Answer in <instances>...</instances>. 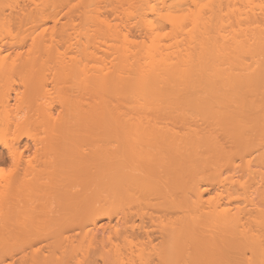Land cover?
I'll return each instance as SVG.
<instances>
[{"label":"bare ground","instance_id":"bare-ground-1","mask_svg":"<svg viewBox=\"0 0 264 264\" xmlns=\"http://www.w3.org/2000/svg\"><path fill=\"white\" fill-rule=\"evenodd\" d=\"M107 1L87 2L68 57L46 34L51 0H0V71L50 59L64 90L55 116L0 86V146L20 161L7 135L28 130L37 145L41 121L54 162L47 185L30 167L0 181V264H99L91 250L105 245L104 264H264V0H172L192 3L184 16L115 0L149 41L113 26ZM37 77L26 87L39 96ZM22 102L34 113L13 118ZM79 181L88 193L74 192Z\"/></svg>","mask_w":264,"mask_h":264},{"label":"rangeland","instance_id":"rangeland-1","mask_svg":"<svg viewBox=\"0 0 264 264\" xmlns=\"http://www.w3.org/2000/svg\"><path fill=\"white\" fill-rule=\"evenodd\" d=\"M88 1L89 0H87V1L86 0H51V2H50V4L52 5V9L50 10L52 18H51V20H49V23H48L49 30L46 34H48L49 36H50V34H51V36L53 34V38L55 40L54 43L57 46L56 49H58L59 52L62 53V55H63V53H66L68 55V57H70L69 56L70 52L75 50V49H73L75 47L71 46L72 45L71 43L75 44V42H77L76 40H79V39L81 40V38H82L81 37L82 36L81 35L82 29H85L86 25L88 23L87 19H86V14H85L87 11H86V8L84 9V7H86L85 5H87L89 3ZM156 1H157L156 5L158 4L159 9H161L164 5L165 6H172L173 5L174 7H172V8H173L174 14H176L178 12L181 14V16L182 15L184 16L185 14H189L188 12H190V10L194 9V7L192 6V3L188 2V1H185V2H187L189 4H185V5L183 4L180 6H177L176 3H178L181 0H179L178 2L175 1V4L172 0L171 1L170 0H156ZM205 1L207 2V0H204V1L202 0L203 3ZM185 2H183V3H185ZM190 4H191V6H190ZM100 6L102 7L101 11L103 12L102 13L103 16L113 26L118 27L120 30H122L124 32V34H127L131 40H140L141 41V40L145 39L146 41H149L148 37L150 35L148 36L149 32L147 31V29L144 30V28L139 27L138 25L137 26L133 25L135 23H138V22H135L138 19H135V21H134V20H131L130 17L127 18V16L129 15V11L131 10V9L129 10L130 5L128 7L127 4L122 5V4H119L118 2H116L115 0H108L107 2H103L102 4H100ZM188 6H190L192 9ZM175 11H176V13H175ZM127 12H128V15L126 14ZM180 14H178V16ZM132 19H134V17H132ZM157 19L154 18V20L156 21V25L160 27L159 29L161 32L159 31V33L162 34L163 39H168L170 37L171 32H172V28L170 27L169 24L158 21ZM133 22H135V23H133ZM79 31H80V33L78 35ZM62 34H63V36H65L64 34H66L65 39H67V40H64V38H62ZM67 35H68V37H67ZM78 36L80 38H78ZM22 51H24V50H22ZM106 51H108V54H109L110 50H106L105 47L102 48L99 51V52H101L99 56L102 58H106V56H107ZM66 54H64V55H66ZM66 57L67 56H65L63 58V61L65 60ZM68 57H67V59H68ZM61 59H62L61 56L56 55L55 57H53L52 62L58 64L59 62H61ZM49 62H51L50 59L47 62L48 65H50ZM44 63H45V65H44ZM47 63L44 62L43 60H38L37 63L35 62V67H29L26 64L23 66H20V67L16 66L17 68H14L12 66H8L6 68L8 70H6L4 72L0 71V83H1L0 86L2 85V87H1L2 92L5 91V89L11 90L12 93L14 94V97L17 96L19 98H26L27 99L26 101H28V98H30V97H32L33 99H36V100L38 98L39 102H41L40 106L42 109H44V107H47L49 113L52 112L53 115L57 116L58 115L57 109H60V100L63 96V93L61 91H59L60 88L62 90V87L58 83L55 84L54 79H56L55 78V76H56L55 72L58 71L59 69L61 70L62 65L60 66V63H59V66L56 64L57 67L53 66L54 64L48 66ZM58 67H60V68H58ZM55 68H57L56 71L54 70ZM33 70H35V71H33ZM31 72H35L36 74L33 73L34 76L32 77ZM36 75L38 76L37 77V80L39 81L38 83L41 82L40 83L41 85H42V83H45V85L43 84L45 89H44V91H43V89L41 90L42 93L41 94L39 93L40 94L39 96L37 95L38 93H35L33 91L28 92L27 87H26L27 86L26 82H29V80H30L29 78H31V79L33 78L32 80H35L34 77ZM56 85H59L60 88L58 89L56 87ZM1 88H0V92H1ZM41 88H42V86L39 89H41ZM41 91H39V92H41ZM62 91H64V90H62ZM39 102H36V103H38V105H39ZM25 104H26V102L24 104H23V102L19 103L18 104L19 107L18 106L16 107V110H15L16 112L12 111L13 114L11 116L13 118L14 117L18 118V115H19V118H21L22 116H24L28 112H30V110L33 111V112H31V114L34 113L33 108H31L29 110L26 108ZM35 105H37V104H35ZM13 107H15V106H13ZM36 108H38V107H35V109ZM42 109L40 110L41 112H38L36 110L37 112L35 113L36 114L35 117L39 116V118H40L41 114L43 115L44 112L46 113V111H44L45 109L44 110H42ZM14 114H16V116H13ZM28 114H30V113H28ZM2 115H4V114H2ZM0 118H2L1 115H0ZM45 128H47V127L44 126L40 121V123L36 125V129H34L35 134H36L37 145H35L34 142H32V141H28V139L26 137V132L28 130L22 129L23 130V134L21 135L22 137L19 140L14 141V142L12 141L14 136L12 135V133L9 132L10 134L7 135L8 140L11 141L15 147H18L19 153L22 152L23 157L21 158L20 161H19V159L17 160L14 157H13L14 158L13 159L11 157L12 155L8 152V150L4 149L3 146H0V168L5 169L6 172H8V170L10 169L11 170L10 173H12L13 171L18 170V169H26L27 167L28 168L30 167L32 169L34 168L35 169L34 171H36L39 175L38 178H39V182L41 184L47 185V183H50V181H51L50 171L52 169L51 168L52 163H54V162L51 161V158L53 160V157H52L53 153L51 151L52 148L50 147V145L47 144V140L49 138V136H48L49 133L47 135V133H46L47 131ZM14 129H12L13 132H14ZM48 132H49V130H48ZM82 141H83V143H80V145L82 144L80 148L91 147V145L95 144V141H93V140H86V141L82 140ZM82 141H80V142H82ZM53 165H55V164H53ZM54 168H55V166H54ZM52 171H54V169ZM9 174H6L3 177H0V181L2 182L3 180H5V178ZM58 178L59 177H57L56 179H58ZM56 179H53V180H56ZM59 182L62 185L65 184L64 181H63L64 183L61 181H59ZM52 184H53V182H52ZM60 184H57V187H55V189H57L59 187L61 188L62 185H60ZM54 185H56V184H54ZM207 187H208V192L205 195L206 199H210L211 197L212 198L217 197V193H219V191H220L218 189V187H211V186H207ZM73 188L75 190L74 192H77L80 195L81 194L83 195V194H86L89 192V191H87V189H89V187L82 186L80 181H79V183L74 184ZM54 204H53V206L55 207ZM56 209L59 210L58 207L57 208L55 207V210ZM57 215L58 214H56V216ZM55 222L57 223V225L53 226L56 224ZM103 222L106 223L107 225L110 223L108 218L104 219ZM111 223H112V226L117 227L116 226L117 225V218L113 217V219L111 220ZM60 225L62 226L61 222H59V225H58L57 221H54V223H52V227H54L56 230L62 228ZM107 225H106V227H107ZM109 225H111V224H109ZM109 225H108V227H109ZM54 228H53V230H55ZM63 232H65V231H63ZM59 233H61V232L59 231ZM158 237H159V234L157 232H155V236H154V238L156 239L155 243L159 242V240L157 239ZM76 239H78V238L76 237ZM107 245H109V244H107ZM98 249H97L98 250L97 252H95L93 249L91 251L96 253L95 257H96L97 261L99 262V264H104L103 259L105 260V258H107L106 254L108 253V250H110V245L109 246L105 245V248H98ZM89 254L90 253H88V255Z\"/></svg>","mask_w":264,"mask_h":264},{"label":"snow or ice","instance_id":"snow-or-ice-1","mask_svg":"<svg viewBox=\"0 0 264 264\" xmlns=\"http://www.w3.org/2000/svg\"><path fill=\"white\" fill-rule=\"evenodd\" d=\"M10 171H11V170L9 169L8 172H6L5 169L0 168V177H3L4 175L9 174Z\"/></svg>","mask_w":264,"mask_h":264}]
</instances>
